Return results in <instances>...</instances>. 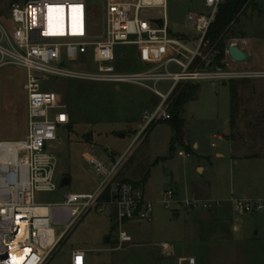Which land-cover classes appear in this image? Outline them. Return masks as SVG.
Instances as JSON below:
<instances>
[{"label": "rangeland", "instance_id": "rangeland-1", "mask_svg": "<svg viewBox=\"0 0 264 264\" xmlns=\"http://www.w3.org/2000/svg\"><path fill=\"white\" fill-rule=\"evenodd\" d=\"M26 1L0 0V24L7 31L11 30L13 6ZM87 2L93 40L103 41L106 33L105 0ZM256 4L259 10H248L228 37L229 43L244 38L250 46L258 45L264 64V0H257ZM199 10H204L200 2L168 0L169 20L180 25L181 32H185L191 41V48L192 40H196L198 34L186 19L189 13ZM161 51V54H169V51ZM115 53L113 65L118 73H136L151 68L152 63L145 59V51L139 47L117 46ZM250 63L252 65L253 62ZM242 65L231 64L229 70H252ZM68 67L95 71L97 64L93 60V48L76 62L69 63ZM171 70L176 68L172 66ZM235 82L239 95L238 136L264 139V79ZM216 83V90L209 81L185 83L200 85L196 99L185 107L182 115L184 140L188 141L189 151L177 145L171 152L174 131L169 122H159L145 133L143 142L124 164L119 175L122 181L141 183L149 173L150 178L143 190L155 203L151 221L125 225L124 230L133 242L120 246L115 216L111 211L104 214L91 212L61 242L50 264H70L72 253L77 250L86 252L85 264H179L180 258H194L196 264H264V213L240 216L228 206L222 210L224 217H220L216 209L190 210L183 205L192 199L188 190L209 186L211 189L204 190L198 200H243L241 193L231 194V158L227 155L224 159L216 157L218 152H226L225 142L217 137L224 138L223 135L229 132L231 82ZM24 84L25 72L22 69L12 65L0 67V142L20 141L27 134ZM170 85V82L160 83L157 90L167 94ZM41 86L42 92L67 106L71 117V128L59 132V140L52 151L58 162L56 182L59 188L55 192L42 193L37 199L42 205L63 204L68 194L94 193L102 178L85 161L83 153L88 150L110 166L112 159L118 160L131 145L143 125V116L152 114L161 103L152 91L129 84H122L120 90H116V86L109 83L45 76ZM193 144L198 147L195 149ZM180 152L185 156L181 157ZM253 154L262 152H246V156ZM198 168L203 171L199 172ZM168 173L172 180H169ZM63 176L71 180L66 188L60 187ZM167 191H173L177 201L168 211L161 204ZM175 214L179 215L177 219ZM234 227H238L239 232L233 231ZM63 229L61 226L55 229L56 237ZM257 231L260 232L259 240L253 243L250 239Z\"/></svg>", "mask_w": 264, "mask_h": 264}, {"label": "built area", "instance_id": "built-area-1", "mask_svg": "<svg viewBox=\"0 0 264 264\" xmlns=\"http://www.w3.org/2000/svg\"><path fill=\"white\" fill-rule=\"evenodd\" d=\"M225 1L191 0V3L200 2L204 8L187 15V24L198 34L192 40V48L180 25L169 20L168 0H105L106 33L100 42L93 40L87 0H28L13 6L11 30L0 24V67L12 65L25 72L27 134L20 141L0 142V264H50L61 242L91 212L104 214L109 210L114 214L120 246L133 242L124 230L126 224L153 219L155 203L142 188L120 180L119 175L133 150L143 142L145 133L154 124L171 120V98L178 86L264 78V72L229 70V61L234 62L228 50L223 61L225 69L213 66V50L208 49L206 36ZM233 45L246 50L249 44L246 39H234L229 43ZM117 46L144 50L151 68L118 73L113 65ZM91 48L97 64L95 71L68 67ZM161 50L169 54H161ZM172 66L176 70H171ZM45 76L116 87L135 85L161 99L152 114L143 116V125L129 148L110 166L88 150L83 153L85 161L102 178L94 193L68 194L63 204L54 205L38 204L37 199L42 193L59 188L58 162L52 151L59 132L69 127L71 117L66 105L42 92ZM163 82L171 83L167 94L157 90V85ZM162 197L161 204L167 211L177 202L173 191L165 192ZM222 204L197 199L183 203L190 210H213ZM230 204L232 211L240 216L264 213V200H230ZM60 226L64 229L56 237L55 229ZM48 233L53 234L52 239ZM85 256L83 250L74 251L70 264H85ZM178 263L196 264L194 258H180Z\"/></svg>", "mask_w": 264, "mask_h": 264}, {"label": "crops", "instance_id": "crops-1", "mask_svg": "<svg viewBox=\"0 0 264 264\" xmlns=\"http://www.w3.org/2000/svg\"><path fill=\"white\" fill-rule=\"evenodd\" d=\"M246 50L249 51V53L252 56V60L250 61L253 62L252 65L251 63L250 64L238 63V65L243 64L242 65L243 68L252 69L251 72L263 71L264 64L262 63L259 54L258 45L255 44H253L252 46L248 45ZM229 62L230 64H234V66L237 64V63H231V61ZM248 80H259V79H248ZM210 84L214 90L217 89L218 87L217 83H210ZM116 90H120V87H116ZM262 126H264V123L262 124ZM238 128H239L238 125L236 126L235 129H232L231 126H229L228 134L223 135L224 138H222V141H224L226 144V147L224 149L226 150V152L223 151L218 152L216 154V157L219 159H224L226 158L227 155V157L231 158L232 167L230 168V172H229L230 180H231L230 182L231 194H233L234 192L241 193L242 194L241 198L243 200H248V201L264 200V139H260V138L255 139V137H241V136L239 137L238 136L239 131L237 130ZM184 141L186 146H188V141L187 140ZM193 146L195 149L198 147L197 144H193ZM249 150L259 153L262 152V154L259 155L253 154L251 156H246V152ZM181 153L183 152H180L179 155ZM180 156L184 157L185 155L183 153V155ZM115 160L116 159H112V162ZM198 170L199 172L203 171L202 168H198ZM170 180H172L171 174H170ZM202 188L203 189L192 188L191 190H188V195L190 194L192 199L198 200L200 197H202L204 190L209 191L211 189V186L202 187ZM216 201H220L223 203L221 207L216 209L218 216L224 217L223 211L225 208H228V206H230L232 210L230 199H223ZM253 215H258V214H253ZM239 230L240 229L238 227L233 228V231L235 232H239ZM259 233H260L259 231L255 232L254 237L250 239L253 243L259 240V236H260Z\"/></svg>", "mask_w": 264, "mask_h": 264}, {"label": "trees", "instance_id": "trees-1", "mask_svg": "<svg viewBox=\"0 0 264 264\" xmlns=\"http://www.w3.org/2000/svg\"><path fill=\"white\" fill-rule=\"evenodd\" d=\"M28 1V0H27ZM257 0H226L219 8V12L216 16V20L210 27L206 41L208 43V49H212L213 53V66L225 69L223 61L227 59L226 51L229 47V34L232 29L239 23L240 18L247 13L248 10L253 11L259 10ZM241 39V38H239ZM200 90V85L181 84L178 86L173 97L171 98L170 114L171 120L167 121L170 123L174 137L171 140L170 151L174 152L177 145L184 147L189 151L184 141V121L182 115L185 107L197 97V93ZM231 90V115H230V126L232 129L236 128L237 118V101L239 99L238 86L235 81L230 83ZM71 128V123L69 125ZM150 178L149 173L143 178L141 183H132L136 188L144 189L145 183Z\"/></svg>", "mask_w": 264, "mask_h": 264}, {"label": "water", "instance_id": "water-1", "mask_svg": "<svg viewBox=\"0 0 264 264\" xmlns=\"http://www.w3.org/2000/svg\"><path fill=\"white\" fill-rule=\"evenodd\" d=\"M228 55L234 63H249L252 60V56L247 50H241L237 45L228 47ZM123 138L124 136H120ZM170 180V173L167 174ZM71 180L68 176H63L60 181V187L66 188L70 185ZM174 218H178V214L174 215ZM108 241V240H107Z\"/></svg>", "mask_w": 264, "mask_h": 264}, {"label": "bare ground", "instance_id": "bare-ground-1", "mask_svg": "<svg viewBox=\"0 0 264 264\" xmlns=\"http://www.w3.org/2000/svg\"><path fill=\"white\" fill-rule=\"evenodd\" d=\"M48 235H49V237L52 239V237H53L52 235H53V234H52V233H48Z\"/></svg>", "mask_w": 264, "mask_h": 264}]
</instances>
